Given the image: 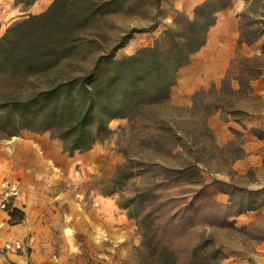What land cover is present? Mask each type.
I'll use <instances>...</instances> for the list:
<instances>
[{"label":"rangeland","instance_id":"1","mask_svg":"<svg viewBox=\"0 0 264 264\" xmlns=\"http://www.w3.org/2000/svg\"><path fill=\"white\" fill-rule=\"evenodd\" d=\"M103 1L38 0L24 12L0 0V36L47 12L25 39L45 46L68 32L69 48L76 46L53 70L77 73L131 30L117 58L152 46L173 24V8L192 18L204 0H161L159 10L158 0H128L97 15L85 9ZM28 70L5 67L0 95L46 86L44 73ZM0 162V177L21 181L23 205L15 208L24 213L15 223L0 212L3 253L22 256L1 264H169L158 257L162 247L174 264H213L217 249L220 264H264V0H232L178 72L170 98L111 121L90 150L69 155L50 132L22 130L0 133Z\"/></svg>","mask_w":264,"mask_h":264},{"label":"trees","instance_id":"2","mask_svg":"<svg viewBox=\"0 0 264 264\" xmlns=\"http://www.w3.org/2000/svg\"><path fill=\"white\" fill-rule=\"evenodd\" d=\"M37 1L14 0V4L25 12ZM126 1L104 0L99 9L92 6L85 9L90 15L105 11L115 13ZM231 1L204 0L195 7L192 18L173 8V24L163 30L152 46L140 47L131 55L117 58L116 51L136 32L131 30L122 36L117 48L100 55L89 70L83 68L81 72L69 74L53 70L69 58L66 53L76 46L69 48L73 41L67 31L45 46L44 41L38 45L36 41L27 43L25 36L34 21H44L47 12L16 22L0 36V73L7 67L20 74L27 71L29 75L32 70L28 69L36 66L48 82L45 87L26 94L9 98L0 95V133L14 137L22 130L50 132L62 142L69 155L90 150L109 131L111 121L131 117L146 105L170 98L178 72L206 45L217 14ZM160 3L158 0V10ZM239 42L250 44L253 40L240 39ZM9 214L16 219L15 223L24 218L18 208H11ZM202 251L201 245L196 246L194 261ZM174 256L167 247H162L158 253L160 260L169 264H174ZM222 257L220 250H214L213 264H220Z\"/></svg>","mask_w":264,"mask_h":264},{"label":"built area","instance_id":"3","mask_svg":"<svg viewBox=\"0 0 264 264\" xmlns=\"http://www.w3.org/2000/svg\"><path fill=\"white\" fill-rule=\"evenodd\" d=\"M21 196V187L16 180L4 178L0 181V212L9 214L11 208L16 207L17 199ZM21 242L16 247L21 248Z\"/></svg>","mask_w":264,"mask_h":264},{"label":"crops","instance_id":"4","mask_svg":"<svg viewBox=\"0 0 264 264\" xmlns=\"http://www.w3.org/2000/svg\"><path fill=\"white\" fill-rule=\"evenodd\" d=\"M27 148L29 149V151H33V149L31 148V147H29V146H27ZM3 168H5L4 167V165H3V163H1L0 162V171H2V172H4V169ZM2 169V170H1ZM0 174H1V172H0ZM8 178V179H12V180H16L18 183H19V185H20V187H21V181H19L18 180V178H16L14 175H7V173H5L2 177H0V179L1 178ZM23 196H22V193H21V196L17 199V202H16V207H19V208H21L22 207V205H23V203H21L20 202V199L22 198ZM15 208V207H14ZM18 208V209H19ZM10 216V214H4V218L5 217H9ZM4 218H0V223L2 222H4L3 220H4ZM2 225L3 224H1L0 225V228H2ZM4 246V244H2L1 242H0V264L2 263V259H4V258H6V257H8L9 259H17V258H21L22 256H18L17 254H14L13 252H10V251H7L5 254L3 253V248H1V247H3ZM6 246L7 247H10V244H6Z\"/></svg>","mask_w":264,"mask_h":264}]
</instances>
